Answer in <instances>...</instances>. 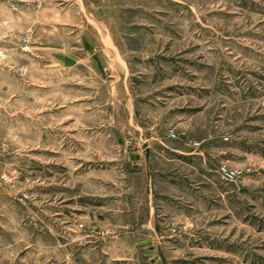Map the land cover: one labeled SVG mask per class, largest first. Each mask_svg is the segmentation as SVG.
Returning <instances> with one entry per match:
<instances>
[{"label":"rangeland","instance_id":"rangeland-1","mask_svg":"<svg viewBox=\"0 0 264 264\" xmlns=\"http://www.w3.org/2000/svg\"><path fill=\"white\" fill-rule=\"evenodd\" d=\"M0 264H264V0H0Z\"/></svg>","mask_w":264,"mask_h":264},{"label":"crops","instance_id":"crops-1","mask_svg":"<svg viewBox=\"0 0 264 264\" xmlns=\"http://www.w3.org/2000/svg\"><path fill=\"white\" fill-rule=\"evenodd\" d=\"M110 48L112 50V47ZM148 108H147L148 111H152L153 105H149ZM138 139L141 141L140 145L142 146L141 147L142 155H144L145 160H147L148 156H150L153 152H158V157L160 158L162 165H161V170L157 169L155 171L159 172V174H161L162 176H165L164 175L165 173L170 174V176L168 175L169 176L168 179L160 178L163 186H167L170 192L171 191L177 192L178 187L180 185L182 184L185 185L186 183H188L186 179L173 177L171 173L175 167H178L182 164L186 166H190V164H192L193 161L192 158V155H194L193 152L183 147L179 148L178 146H176V144H172L171 142L167 141L168 139L165 138V136L153 130H148V129L141 130V132H139L138 134ZM139 167L140 168H138V170L140 169L148 170L146 167L144 168L143 167L141 168V166ZM167 168L168 170H166ZM191 187H193V185L192 183H189L188 194L184 192L185 194L184 198H177L176 196L174 197V195H169L171 198L170 203L174 206V209L184 208L185 213L186 211H188L189 215L185 214L184 216L186 219L192 216L190 215V213H192L193 210L192 209L194 205L193 198L195 199L197 198L196 197L197 195L194 196V191ZM186 196L189 197L188 203ZM198 199H200L201 204L204 203L206 208L209 207L210 201L208 195H204L203 193H201Z\"/></svg>","mask_w":264,"mask_h":264},{"label":"built area","instance_id":"built-area-1","mask_svg":"<svg viewBox=\"0 0 264 264\" xmlns=\"http://www.w3.org/2000/svg\"><path fill=\"white\" fill-rule=\"evenodd\" d=\"M173 136L176 137L175 134ZM221 174H222V177L224 179H226L227 181H230V182L241 180L244 178V177H242L243 176L242 171L231 170L227 166H223L221 168Z\"/></svg>","mask_w":264,"mask_h":264}]
</instances>
